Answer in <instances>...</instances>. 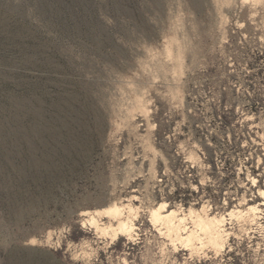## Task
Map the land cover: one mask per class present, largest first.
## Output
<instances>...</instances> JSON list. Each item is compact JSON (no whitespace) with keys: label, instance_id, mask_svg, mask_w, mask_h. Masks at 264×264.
I'll list each match as a JSON object with an SVG mask.
<instances>
[{"label":"rangeland","instance_id":"rangeland-1","mask_svg":"<svg viewBox=\"0 0 264 264\" xmlns=\"http://www.w3.org/2000/svg\"><path fill=\"white\" fill-rule=\"evenodd\" d=\"M0 264H264V0H0Z\"/></svg>","mask_w":264,"mask_h":264},{"label":"bare ground","instance_id":"bare-ground-1","mask_svg":"<svg viewBox=\"0 0 264 264\" xmlns=\"http://www.w3.org/2000/svg\"><path fill=\"white\" fill-rule=\"evenodd\" d=\"M162 208V211H160V212H158L157 214H155V219H160V220H163V221H165L168 225H170L169 227L174 231V230H176L177 231V229H179L180 227H181V220L179 221V224L177 223V224H175L174 223V221H175V219H176V216H175V213L173 212V211H166V209H165V207L164 206H162L161 207ZM164 209V210H163ZM120 210V209H119ZM117 208H110V209H108V213L111 215V214H119V211ZM159 211V210H158ZM154 217V216H153ZM209 218V217H208ZM216 219H214V218H209L208 219V221H205V222H202L201 220H200V222H202V225L204 226V228H205V234H206V236L208 237H206L207 238V240L209 239V241H214V243H216V240H217V238H218V236L220 237L221 235H219V231L217 232L216 231V229H215V226H214V224H216L215 221ZM178 222V221H177ZM223 222V221H222ZM124 228L126 227V224L123 226ZM221 227V226H220ZM169 229V228H168ZM170 229V230H171ZM221 232V231H220ZM174 233H175V231H174ZM177 233H178V231H177ZM176 233V234H177ZM184 234H186V236H187V238L188 239H191L192 237H193V233H190V232H188L187 231V228H185L184 229ZM177 236H179V235H177ZM176 236V238H178ZM180 238V237H179ZM221 238V237H220ZM219 238V239H220ZM193 241V240H192ZM208 241V242H209ZM218 242V241H217ZM213 243V244H214ZM218 245V244H217Z\"/></svg>","mask_w":264,"mask_h":264}]
</instances>
